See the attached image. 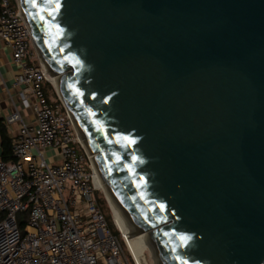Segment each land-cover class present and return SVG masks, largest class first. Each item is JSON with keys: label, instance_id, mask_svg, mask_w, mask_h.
<instances>
[{"label": "water", "instance_id": "95a60500", "mask_svg": "<svg viewBox=\"0 0 264 264\" xmlns=\"http://www.w3.org/2000/svg\"><path fill=\"white\" fill-rule=\"evenodd\" d=\"M152 264H264V0H18Z\"/></svg>", "mask_w": 264, "mask_h": 264}, {"label": "built area", "instance_id": "2783aa9c", "mask_svg": "<svg viewBox=\"0 0 264 264\" xmlns=\"http://www.w3.org/2000/svg\"><path fill=\"white\" fill-rule=\"evenodd\" d=\"M0 42L24 87L20 108L3 120L13 160H0V264H143L129 234L114 219L112 232L97 204L93 162L63 102L44 95V84L55 88L18 0H0Z\"/></svg>", "mask_w": 264, "mask_h": 264}, {"label": "crops", "instance_id": "0c3cea01", "mask_svg": "<svg viewBox=\"0 0 264 264\" xmlns=\"http://www.w3.org/2000/svg\"><path fill=\"white\" fill-rule=\"evenodd\" d=\"M16 74L17 68L12 63L10 50L0 42V119L2 123L7 115L20 108V94L24 87L15 85ZM22 116L25 122L33 123L34 117L30 110L22 111ZM8 136L10 138L9 134ZM1 154L2 140L0 136V160Z\"/></svg>", "mask_w": 264, "mask_h": 264}, {"label": "bare ground", "instance_id": "6f19581e", "mask_svg": "<svg viewBox=\"0 0 264 264\" xmlns=\"http://www.w3.org/2000/svg\"><path fill=\"white\" fill-rule=\"evenodd\" d=\"M50 81H51L53 87L55 88V90L57 91V93L59 94V82H58L59 79L57 77L50 76ZM82 144H83L84 148L86 149V147H85L83 142H82ZM86 151H87V149H86ZM88 154H89V152H88ZM90 158L92 159V156H90ZM93 166H94V163H93ZM94 172H95V183H96V186L102 191V193L104 194L108 204L110 205L112 213H113L114 221L116 222L118 227L124 233L129 234V236L131 237V241H132V243H133V245H134V247L136 249L137 254L141 258V260L144 261L143 258L145 257V252L146 251H148L149 255H151L149 250L146 248L148 234L137 235L135 227L132 226L127 221L125 216L117 209V207H116L111 195L109 194V192L104 187V185L102 183V180H101V176L98 173V171L95 168V166H94Z\"/></svg>", "mask_w": 264, "mask_h": 264}, {"label": "rangeland", "instance_id": "374dc122", "mask_svg": "<svg viewBox=\"0 0 264 264\" xmlns=\"http://www.w3.org/2000/svg\"><path fill=\"white\" fill-rule=\"evenodd\" d=\"M32 48L34 49L33 46H32ZM34 51H35V49H34ZM35 53H36V51H35ZM43 92H44L45 97L48 100H50V101L52 100V101H55V102L62 104V102L60 101L59 95L55 89L52 90L48 85L44 84L43 85ZM85 151H86V149H85ZM86 153H87V156L89 158H90V156H92V155L88 154L87 151H86ZM95 197H96L98 206L101 208V210H102V212H103V214L107 220L109 228L112 230V232L115 233V230H114V227L112 224L113 223V213H112L111 207L108 204L104 194L102 193V191L100 189H98L95 192ZM27 216H28V213H23V214H20L18 216L19 222L22 223L19 225L20 233H23ZM1 218H2V214H0V219ZM143 259H144L143 264H152L151 255H149L148 251L145 252V257Z\"/></svg>", "mask_w": 264, "mask_h": 264}, {"label": "trees", "instance_id": "16d2710c", "mask_svg": "<svg viewBox=\"0 0 264 264\" xmlns=\"http://www.w3.org/2000/svg\"><path fill=\"white\" fill-rule=\"evenodd\" d=\"M0 136H1V140H2L1 160L2 161H11V160H13L11 139L9 138L7 130L4 127L1 119H0Z\"/></svg>", "mask_w": 264, "mask_h": 264}]
</instances>
